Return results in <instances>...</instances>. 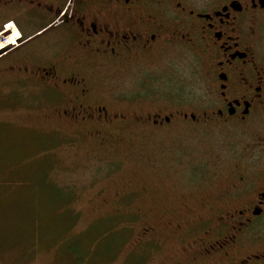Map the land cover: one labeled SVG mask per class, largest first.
I'll return each mask as SVG.
<instances>
[{
  "label": "flooded vegetation",
  "instance_id": "obj_1",
  "mask_svg": "<svg viewBox=\"0 0 264 264\" xmlns=\"http://www.w3.org/2000/svg\"><path fill=\"white\" fill-rule=\"evenodd\" d=\"M4 41L0 78L47 92L87 140L193 127L213 167L181 162L150 183L223 187L180 198L195 216L168 226L192 250L180 264H264V0H0ZM189 75L201 101L171 107Z\"/></svg>",
  "mask_w": 264,
  "mask_h": 264
},
{
  "label": "rangeland",
  "instance_id": "obj_2",
  "mask_svg": "<svg viewBox=\"0 0 264 264\" xmlns=\"http://www.w3.org/2000/svg\"><path fill=\"white\" fill-rule=\"evenodd\" d=\"M16 37L12 34V43ZM6 44L0 43V49ZM24 81L0 78V264L189 260L191 248L175 241L168 229L177 220L195 218L180 198L192 192L204 197L223 187L150 183L159 177L167 184L182 174L176 168L181 162L207 160L213 167L215 152L196 139L194 128L142 129L133 142L132 134L113 133L112 146L101 144L54 117L60 103L51 105L47 92L32 91L34 85ZM183 82L185 92L180 100L173 96V108L201 101L198 80L189 75ZM3 86L14 94L1 91ZM23 89L30 92L17 94ZM50 187L69 189L74 200L70 205L61 202ZM149 228L156 231L144 235ZM77 251L82 252L79 260Z\"/></svg>",
  "mask_w": 264,
  "mask_h": 264
},
{
  "label": "trees",
  "instance_id": "obj_3",
  "mask_svg": "<svg viewBox=\"0 0 264 264\" xmlns=\"http://www.w3.org/2000/svg\"><path fill=\"white\" fill-rule=\"evenodd\" d=\"M64 190L65 189H63V187L60 188V189H58L56 187H50V193L58 194V196L61 195L60 201L65 203V204H69L70 205L72 203V201L74 200L73 193L70 192L69 189H66L65 191ZM76 255H77V258H78L77 260H79L80 256L82 255V252L81 251H77V252H75V256Z\"/></svg>",
  "mask_w": 264,
  "mask_h": 264
}]
</instances>
